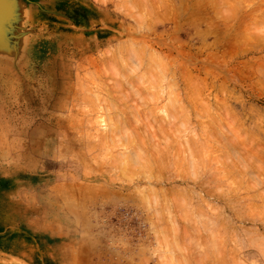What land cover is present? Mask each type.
<instances>
[{
  "label": "clouds",
  "instance_id": "9594fccd",
  "mask_svg": "<svg viewBox=\"0 0 264 264\" xmlns=\"http://www.w3.org/2000/svg\"><path fill=\"white\" fill-rule=\"evenodd\" d=\"M93 3L121 25L124 33L111 44L97 37L101 58L115 65L109 73L114 79L100 82L99 103L103 105L109 98L110 84L128 85L143 77L163 85L171 82L174 87L179 63L170 61L148 41L169 34L179 24L194 49L209 48L214 22L202 18V9H214L217 19L223 20L224 5L230 0H182L183 7L181 0ZM108 47L111 53L104 51ZM98 81L99 77L94 84ZM47 87L54 98L60 82L50 80ZM27 91L21 85L18 94L0 92V178L14 185L5 195L6 207L17 213L18 222L30 231L56 242L52 248L59 264H201L197 257L217 255V245L223 241L220 222L234 223V209L227 197L220 206L204 198L199 188L203 165L194 174L191 160L181 161V174L164 178L161 172H174L176 164L162 168L158 155L134 147L129 139L124 146L109 151L103 172L96 173L92 164H99L97 149L72 137L56 120L61 114L47 103L33 104ZM252 103L261 114L249 110L244 119L264 133V104ZM184 116L187 119L186 113ZM88 173L100 179L86 178ZM173 180L182 186L172 184ZM81 184L86 187L78 188ZM168 185L174 191H169ZM257 198L264 202V189ZM256 232H264V220L238 228V233L229 236V246L245 254L241 264H264V237L259 242L252 240ZM6 264L26 261L12 256Z\"/></svg>",
  "mask_w": 264,
  "mask_h": 264
},
{
  "label": "rangeland",
  "instance_id": "374dc122",
  "mask_svg": "<svg viewBox=\"0 0 264 264\" xmlns=\"http://www.w3.org/2000/svg\"><path fill=\"white\" fill-rule=\"evenodd\" d=\"M17 1L19 2V4H22V5L18 6V3H17V5L15 6V4H14L13 10L10 11V13H9V16L11 15V18H9L10 22L6 26V37H7L6 43L1 45V42H0V50H1L0 51V92L10 91V92H14V93L18 94L21 85H23L28 90L26 94L28 95L29 100L33 104L39 103V104L43 105V104L47 103L48 106L51 107L53 112L60 113L61 115H58L56 117V120L59 122L60 126H62L64 129H66L68 131V133L71 134L72 137L77 138V139H81V140H83V142L85 144L91 145L93 148L97 149V151L99 153L97 156L99 164H97L95 162L92 164V169L96 173H102L103 172L104 161L107 159L109 151L113 148L111 146H114V143H115L114 141H113L114 143L110 142V139L112 141L113 137L112 138H109V137H111L112 135L104 137V138H106V140L109 139L108 141L110 142V144L113 143V145L111 144V146H108L106 144V143H108V141L106 143H104L106 140L103 141L104 139H101V138H103V136L101 138L97 137V136H100L101 133H103V135H105L109 132V134H110V133H112V130H114V128H115V130H114L115 132H116V129H118V127L121 128V126H120L121 122L120 121L121 120L124 121V117L126 115H128V113H126V115H125V113L124 114L122 113L124 111L123 109H125V106H121V105H127L126 107L130 106L129 108L131 110H133L134 108L138 109V111L140 110L138 113H140L141 118H139V114L137 115L138 120L140 119L139 122H141L143 120L146 122L148 120L146 123H144L145 124L144 127H147V125H148V127H152V128L154 127L155 130L158 131V133H159V131L163 132V133L161 132L159 135L158 133L155 132L154 128L153 129H151V128L146 129V131L148 130L147 133H149V132L154 133V136L151 133H149L151 135H148V136H151L149 139L150 141H152L155 138L153 140L155 146L153 145L152 149L148 148V146L151 144L150 143L148 145V143L150 141L148 142V140L147 141L145 140L146 143L143 142V138H144L143 136L145 135L144 131H143L144 134L142 136L143 138L138 139L137 137H139L140 135H137V137L135 135V138L134 137L131 138V140L132 139H134V140L135 139L136 140L142 139L141 142L137 140L139 142L141 148H147L148 150L150 149L149 151H152V153L157 150L156 152H154V154L155 153L159 154V156H158L159 157V163H160V165H162V167L164 165L163 168H165L168 165L173 164V163L176 164V169L174 172H170V171L164 172L163 171V173H161L162 177L167 178L170 175H176V171L181 172V171H179L178 168L181 169V163H180L181 161H187L186 157H188V156L186 154L188 152H186V151L188 150L187 146H189V144H190L191 150L197 153V157H195L194 162H193V164H196V165L195 166L193 165V166L197 167V169H198L201 165H203L204 177H203V181L199 184V188L202 190V195L204 196V198L206 200L215 201L216 205L220 206L221 204L224 203L223 199H225V197H227L232 202L231 204H232L233 209H234L231 212V220H233L234 223L230 222L228 224H223L222 221L220 222V225H222V227H223V231L220 233L221 236L223 237V241L217 245V248L215 250L217 255H208L207 258L197 257V259L201 260V264H225V263L226 264H234V261L236 262L235 264H241V261H243L245 254L243 252L235 253L236 250L234 251L235 248L229 246L228 239H229V236L231 235V233H233V232L238 233V228H247V227H250L251 225L257 223L258 220H264V217L261 216V214H263V213L259 211L260 209L262 210V207H261L262 203H261L260 199L257 198L258 193L264 188L258 187L257 188L258 191L252 192V189H250V186L253 185L252 182H250L251 180L245 181L246 177L243 176L242 174H241V176L243 177V184H242V182H239L242 184V187L239 188V186H241V184H239L238 181L241 180L242 178H240L238 180V175L240 177L239 173L242 172V170H240L241 167H239L240 172H238V170L237 171L235 170L236 172H238L237 173L238 175L236 178L238 181L236 182V184L238 183L239 186H238V184L237 185L234 184V185L238 186V188L236 187V189H234L235 186H233V182H230L232 180L226 181V180H223L222 178H221V180H219L221 177V172L223 171L222 165H224V163H225L224 162L221 165V163L223 161L222 157H225V156H223L222 153L227 152V155L230 154V156H228V157H232V154H231L232 150H228L231 148L229 146H228L229 147L228 149H227V147L225 148V145L227 146V143H225L226 142L225 141L224 142L225 145H224L222 142L224 141L225 137H226V139L228 138L231 141L230 137H232V136H229V135L232 133L229 134V131L228 132H226V131L229 128L230 124H233V123H234L233 126L235 127L236 131L238 129L237 132H239V130L242 129L241 132L243 134H245V131H246L247 134L252 132V135H253V131H251L253 129L250 128V127L253 128V126L251 125V123H249V121L244 120V117L249 110H251L253 107H255V105L252 103L253 101H257V102L264 104V86H263L264 85V43H263L264 37H261L262 36L261 34H264V30H263L264 29V21H262V22L256 21L255 24H257V25H253V23H251L252 21H255L256 16H257V19H259L260 18L259 16L261 14L264 15V10H263L264 9V2H261V0H258V1L257 0H253V1L250 0L252 2H255L254 7H253V5H252L253 3L249 2V0H236V1L230 0L232 4L229 3L226 6L224 5L225 6L224 7L225 19H223V20L217 19L216 11L214 9L213 10H212V8H206L207 10L202 9L203 16H204L202 18L205 19L206 21L214 22V27L211 29L212 36H211L210 41H209L212 46L209 48H206L203 51L194 49L192 47V45L189 42H187L188 37L186 36L185 31L183 30L182 26H180L179 24L175 25L174 29L170 30L169 34L163 35V36H157L153 40L148 41L149 43L152 44V46L154 48H157L158 50L163 51L167 55V57H170V54L172 53L171 57L173 58L174 61L177 60L176 62L179 63V67L182 70V71H180L179 68L176 70V75L178 78V79L176 78V80H180V78L184 77V76H185V78H188V77H186L187 75H189V76L193 75L196 78H197V76L200 78H205L206 73H208L207 74L208 76L211 74L210 75L211 79H210V76L208 77L209 79L206 77L207 78L206 84H208V85H207V88L204 89L205 92L202 90L203 92L202 91L200 92V95H199L200 97H198L194 93V95L197 96L199 99L201 98L200 100L197 98L198 102H200V103L197 102V104H195L196 103L194 101L195 99H192L194 102L191 100V97H192L191 90L190 91L188 90L190 93L186 90V93L190 94L189 95L190 99H189V96H187L183 90L181 91L183 86L180 85L181 84L180 82L178 83V87H177L178 89L175 90V88H174L175 86L173 87L174 92L172 90L170 91L167 88V87L170 88L172 86V84L170 86L171 82H169V85H167L166 87H165V85H161V86H163V89H164V91L162 89V91H163L162 92V91H160V89H158L160 84H158L157 82L153 81L150 78L153 81V83L150 80L151 82L149 81L150 82L149 84L146 83V84H143V86L141 83H140L141 85H139V84L137 85V83H139L138 81L131 82L130 88H129V85H122L123 87L124 86L126 88L128 87L127 90L124 89L121 86V84H120L121 87L119 86L118 89L116 88V86L111 87L112 85L110 84L108 91H110L111 88H112V90H113V88L117 89V94H115V93L114 94L116 96L117 95L121 96L122 98L119 97L121 99V101H122V99L125 100L124 99L125 96L127 97L126 100L129 99L131 95L132 96H131L129 101H124L125 104H123V102H121L120 99L117 98L118 96L113 97V95H114L113 91L115 90L114 89L113 91L109 92L110 95L112 94L111 95L112 97L109 95V98H108L109 100L108 101L106 100L104 102V104L102 105L101 103H99V101L101 100V96L99 95L100 82L108 83L110 80L114 79V77H112L109 73H110L111 69L112 70L114 69L115 65H112L110 63L108 64V62L105 59L102 60L101 57L103 55V52H100L99 45L97 44V37L99 38L100 42L107 41L109 44H111L114 41H116L118 37L124 35V33L122 31V26L119 25L118 23L112 21L108 17H106L103 14V12L100 10L101 6L94 4L93 0H17ZM249 4H250V6H249ZM244 5H245V7H244ZM180 6L183 7V3H182V5L180 3ZM258 7L259 8L262 7L261 9L263 11L261 9H259ZM228 9H229V11H228ZM259 10H261V11H259ZM257 11H259V12H257ZM260 12H261V14H260ZM229 13H230V15H228ZM248 15H250V16L248 17ZM242 16H243V18H242ZM262 17L264 18V16H262ZM247 18L249 19V21H250V18H252L253 20L251 19V22H248ZM261 20H264V19H261ZM258 22H260L262 25H260ZM105 24L108 25V28L104 27ZM246 24H247V26H246ZM110 29H120V31L114 32V31H111ZM261 31H263V33ZM250 32L254 33L253 34L254 36L258 35V33L261 36L259 35L260 36L259 39H258V36H256L254 38V36L252 34H250ZM108 37H113V41H108ZM250 38L252 40H254V42ZM256 40L259 43H257ZM242 42H243V45H242ZM234 43H236V45ZM253 43H256V44L253 45ZM260 43H262L263 46ZM228 44H230V45H228ZM250 44L253 46L251 47ZM237 45H238V47H236ZM246 45L247 46L249 45V46L247 47ZM257 45H259V46H257ZM229 46H232V48H230ZM228 49L230 51H228ZM104 51L111 53V47L105 48ZM207 55H209L211 58L208 59L209 56L206 57ZM217 56L219 59L217 58ZM171 57H170V61H173L171 59ZM175 58H176V60H175ZM222 60L223 61L225 60L224 61L225 63H223ZM258 60H260V61H258ZM210 61H211V63H210ZM218 61H221V62H218ZM254 61H256V62H254ZM73 63L76 64L75 68L72 67ZM102 65H104V66H102ZM110 66H111V69H110ZM112 66H114V67L112 68ZM104 67H105V69H104ZM96 68H98V69H96ZM187 68L190 71L189 73H191L192 75L187 73L188 72ZM203 69H205L206 72ZM169 71L172 72L171 69ZM201 71H202V73H201ZM203 72L205 74H203ZM180 73L181 74L184 73V76L181 75ZM219 76H221V77H219ZM97 77H99V79L101 78V80H99L97 83L94 84V81L97 80ZM212 77H214V78H212ZM56 79L59 80L60 87H59V92H58L57 96L53 98L50 95L51 90L48 89L47 84L50 80H56ZM212 81H214V82H212ZM260 81H261V83H260ZM156 83L158 85H155ZM117 85H119V84H117ZM132 85L136 88L134 90L136 92L133 93L135 96H133V94H130L131 91L134 92L131 89V88H133ZM144 85H145V87L147 85L148 88H143ZM153 85L155 86V88ZM161 86H160V88H161ZM211 86L213 88H211ZM150 87H152L151 88L152 90L150 89ZM164 87L166 88V90ZM221 87H223V89ZM119 89L124 90V91L125 90L128 91L131 89L130 93L127 92L130 94V96H127L129 94H126V95L123 94L124 91H122V94H120L121 92H118ZM146 89H149V90L145 91ZM156 89H158V90H156ZM139 90H141V92ZM137 91L140 92L139 97H137V95H138V94H136V93H138ZM154 91L156 92V94ZM221 91L225 92V93L222 95V94H220ZM227 91L229 93H226ZM178 93H179V95H178ZM146 94H147V96H145ZM46 95L48 97L47 100H46ZM123 95H124V97H123ZM169 96L171 98H168ZM177 96H178V99H180V100L183 98L184 103L186 101V103H185L186 105H190L192 103H194V105L192 104L191 107L188 106V108H186L187 106H185V104H183L181 101H180V103H181V105H180L179 101L176 100V98H174ZM185 96L188 97V99H185ZM213 96H215V97H213ZM224 96H226V97H224ZM180 97H182V98H180ZM219 97L222 99L223 102L225 100V102L223 104L224 106H227L229 104L228 107H230V109H227V110H230L231 113L233 111L236 113L239 111L237 114L240 115L241 118L243 117L242 119L245 121L244 122L245 124L243 126L242 125L243 120L241 118L237 117L238 115L235 113V115H232V116L237 117L238 120L241 119V121H239L240 123L239 124L236 123L237 118L233 117L234 118L233 119L232 117H230L231 119H233V123L228 124L229 120H227V119H229V118L223 116L224 117V119H223V117H222L223 114H221L220 117H221L222 121H225V120L228 121V123H227L228 128H227L225 126L226 123L224 124L223 122H221V119L219 117L218 118L216 117L215 120L219 119V123H218L219 126H221L223 124V126H224L223 128L224 129H225V127L227 128L224 130L223 128L217 127V123H214L218 129V132L220 131L223 133L225 131V133L229 134V135H223L221 133V135H223V137H224V139L221 137L223 140L221 138H219L220 134L213 132L214 130H212V128H211L213 126L215 128V125L212 123V122H215V120L213 118L214 114L211 112L209 113L207 111L208 115L206 116V113H205L206 109L204 110V108H203V107H205V105H209V100H210V104H211L210 106L211 107H214L213 103L217 107L220 106V105H217V103H219V104L221 103V105H222V102H221ZM230 98H232V99H230ZM237 98H238V100H237ZM118 99L120 102L117 101ZM171 99L176 100L179 103V105L175 104L177 109H175V106L172 103L173 100H171ZM169 100L171 101V103H169ZM188 100L191 101L190 104H188V102H187ZM217 100H219V101H217ZM242 101L244 102L245 105L243 104ZM202 102H204V106L201 107V109H200V107H199L200 105H198V104H201ZM207 102H208V104H207ZM106 103L108 106L106 105ZM110 104H113V105H110ZM117 105H118V108L119 107L122 108V111H120V113H122L124 115L123 119L120 118V120H118L119 118L118 119L115 118V117L122 116V114H119L117 112L118 109L116 110V114L111 112V111L115 112L116 108L114 109V107ZM131 105L134 107L132 108ZM172 105H173V107H172ZM202 105L203 104H201V106ZM223 105L220 106L219 108H217L215 106L216 108L214 107V108H212V110L216 109L215 111L217 113H215V114H220L221 112L218 113L217 110L218 109L220 110V108L222 110L223 109L222 107H224ZM233 105H235V108L233 107ZM103 106H106L108 108L112 107L111 109H113V110H111L109 108L107 111L109 112L111 110L110 113H112V114H110V115L111 116L113 114L115 115L113 122L115 120L116 121L118 120V122H119L118 127H114V126H117L118 123L114 124V125L112 123H109V122H112L111 119L113 118L114 115L112 116V118H110L111 121H109V117H108L109 114L107 113V111H105L106 107H104V110H102ZM178 106H179V108H178ZM180 106H183V108ZM192 107H194V108H192ZM121 108L119 110H121ZM129 108H127V109H129ZM136 109L133 110V112L137 111ZM150 109L151 110L154 109L153 112ZM184 109L185 110L189 109V111L188 112L186 111L187 112L186 113ZM241 109H242V111H241ZM160 110H162V112ZM203 110H204V112H203ZM127 111L129 112V110H127ZM146 111H147V113H145ZM251 111L256 112L257 115L261 114V111L256 109V108H253ZM103 112L105 114H107L108 116L103 115L104 118H102L101 115ZM148 112H149V114H148ZM150 112H152V113H150ZM234 112H233V114H234ZM183 113L184 114L186 113L187 116H189V117H187V119H185V116ZM224 113H226V115H227V112H224ZM145 115L148 118H146ZM165 115L166 116L170 115L171 117H173V123L176 122L175 125L171 122L173 127H172V125H169L168 122H165V121H169L171 119L170 117H169L170 119L167 118ZM211 115H212V117H211ZM229 115H231V114H229ZM208 116H210V117H208ZM126 117H129V116H126ZM143 117H145V118H143ZM206 117H208V118H206ZM190 118H192V119H190ZM209 118H212V119H209ZM225 118H227V119H225ZM103 119H107V121L104 120V122H103L102 121ZM166 119H168V120H166ZM235 119H236V121H235ZM150 120H151L152 125H154L156 122L155 126L156 125H158V126L155 127V126L150 125V123L148 124V122ZM105 121L109 123L108 126L112 124L113 129L112 128L108 129L107 123ZM159 121H160V123H159ZM170 121H172V119ZM184 121H186L185 124L183 123ZM209 121H210V123H208ZM143 122H141V124ZM241 122H242V124H241ZM199 123H201V124H199ZM206 123H208V124H206ZM104 124H106V125H104ZM162 124H163V126H162ZM209 124H213V125H211V127H209ZM240 124L243 127L248 125L247 130H245V128L244 129L241 128L242 126ZM184 125H187V126L185 127ZM102 126L106 127L107 130H109V131L107 133L105 131V133H104L103 131L106 130V128L104 129ZM123 126H125L124 123L122 125V128H123ZM237 126H241V127H239L240 129L237 128ZM175 127H178V128H175ZM207 127H209L210 130H212L213 134L215 133L214 134L215 136H212V137H215V139L218 141L214 140V138H213V140H214L213 141L211 139L212 137L210 138V135L212 132L210 130H208ZM157 128H159V130ZM160 128L163 130H161ZM174 128L176 130L178 129L177 131L175 130V133H174ZM206 128L208 131L211 132V133L209 132L210 135L205 134ZM248 128H250L251 130ZM127 129L128 128H126V130ZM217 129H215V131H217ZM123 131H124V129H123ZM208 131H207V133H208ZM256 131L257 130H255L254 132H256ZM124 132H127L128 134H132V133H129L128 130L124 131ZM141 132H140V134H141ZM230 132H231V128H230ZM237 132H235V130H234L235 135H239ZM147 133H146L145 137H148ZM173 133L175 134V136ZM216 134L219 136L217 137ZM117 135H118V138H120L121 135L123 136V132L122 133L119 132ZM133 135H130V137ZM241 135H239V137ZM256 135H257L256 140L260 143V144L258 143V146H262V144H263L262 142H264V134L263 133L261 134L259 132V133H256ZM152 136L154 137L153 139H152ZM227 136H229V137H227ZM248 136H246V138H245V135H244L243 137L245 139H247V141L250 140V141L255 142V138H253V137H255V133H254L253 137L250 135L251 138H253V139L247 138ZM107 137H108V139H107ZM114 137H116V136H114ZM186 137L190 141L188 142L185 140V142L184 141L181 142V140L186 139ZM127 138H129V135L126 137V140L124 139L125 142H124V140H122L123 137L120 140H122V142H124L123 144H125L130 139V138L129 139H127ZM193 138H195V139H193ZM233 138H234V136L232 137V139ZM236 138H238V137L236 136ZM236 138H234V139H236ZM259 138L261 140L263 138V141H261ZM113 139L116 140V138H113ZM146 139H148V138H146ZM100 140H102L101 143H103L104 145L100 143ZM118 140L119 139H117V141ZM221 140H222V142H221ZM239 140H240V138H239ZM244 140H242V141H244ZM117 141H116L115 145L117 144ZM236 141L238 143L241 142L238 140H236ZM120 142L121 141H118L117 145H119ZM183 142H184V144H182ZM186 142H188L189 144ZM232 142L236 143L238 145V143L235 142V140L231 141L230 142L231 144L230 143H228V144H230V146H231L233 144ZM133 143L137 144V142L135 143L134 141H133ZM185 143H186V145L187 144L188 145L184 146ZM139 144H137L136 147H138ZM222 145L224 146V148L222 147ZM120 146H121V144H120ZM122 146H124V145H122ZM153 147H155V149ZM263 147L264 146H262V148ZM235 148L239 149V151L236 149V153L232 152L233 155L239 154L238 152H242V151H240L241 147L238 148V146H236V147L233 146L232 149H235ZM218 149H224V150L226 149V150L225 151L221 150L222 152H220V151H218ZM241 154H243V152ZM244 154H245V152H244ZM224 155H226V154H224ZM227 155L225 158H227ZM239 155H237V156L235 155V156L238 157V159H240V161L242 160L243 157H244V159H246V154L243 157L242 156L240 157ZM228 159L229 158H227V161H228ZM232 159H233V157H232ZM232 159H231V161L229 160V162H230L229 164H231L232 166L235 167L234 164H235V162H237L235 160H238V159H235L234 160L235 162ZM247 159L244 161L245 162L248 161ZM225 160L226 159H224V161ZM227 161H226V163H227ZM244 161L242 160V162H244ZM253 162H255L254 159H253ZM253 162L251 163L248 161V162H246L248 164H242V163L241 164L243 166L244 165H246L248 167L250 166L249 168H247V170L249 169L248 171H250L251 168L254 167ZM229 164L227 166H230ZM238 164L239 163H236V167L240 166ZM254 165H258L257 161H256V163H254ZM225 166H224V168H225ZM260 167L261 166L259 164L258 168H260ZM226 168H228V167H226ZM233 168H231V170ZM244 168L245 167H243L242 169H244ZM258 168H252V172L254 171L253 169H258ZM234 169H236V168H234ZM193 170H195V169L193 168ZM179 174H181V173H179ZM260 174H259V176H260ZM218 175H220V177H218ZM222 175H224L223 172H222ZM261 177L262 176H260V178ZM263 177H264V175H263ZM86 178H93V179L99 180L100 176L97 175L95 177H92L91 173H88V174H86ZM260 178H258V179H260ZM217 179H218V181H217ZM236 179H235V181H236ZM262 180H264V179H262ZM204 182H206V183H204ZM172 184L177 185V186H182L181 182L178 180H173ZM205 185H207V186L205 187ZM246 185H248L247 187H249V188H247ZM13 187H14V185L12 184V182L10 180L0 178V253L3 254V255H0V261L5 262V264H6V262L8 261V259L10 257L16 256V257H19L21 259H24L26 261V264H59L58 256L54 253V249L52 248V244L56 243V242L52 241L50 238H48L45 235L30 231L27 227H25V225L23 223L18 222L17 213H15L10 207H6L5 195ZM77 187L80 189H84L86 186L81 184V185H78ZM221 187H222V189H221ZM167 189L169 191H174V189H172V185H168ZM220 190H221V193H220ZM211 191L212 192L215 191L216 193L219 192V195L214 196L215 192L212 193ZM228 191L232 192L233 195H231V197H230L231 193H229ZM222 192L224 193L223 198L220 199L219 196L222 195ZM235 192H236V194H234ZM211 194H213V195H211ZM255 195H256L257 199H255V197H254ZM220 197H222V196H220ZM259 207H261V208H259ZM240 218H242V219H240ZM238 219H239V221H237ZM177 223H178V225L182 226L183 228H187V226L183 224V221H178ZM261 237H264V232H256L255 234H253L251 236V239L259 242ZM203 244H204V240H201V245L203 246ZM224 248H226V249H224ZM230 248L233 250L231 251ZM233 252L235 253L234 254L235 256L230 255V254H233ZM232 257H234V258H232ZM224 261H225V263H224ZM229 262H231V263H229ZM185 264H189V262L186 261Z\"/></svg>",
  "mask_w": 264,
  "mask_h": 264
},
{
  "label": "bare ground",
  "instance_id": "6f19581e",
  "mask_svg": "<svg viewBox=\"0 0 264 264\" xmlns=\"http://www.w3.org/2000/svg\"><path fill=\"white\" fill-rule=\"evenodd\" d=\"M3 1H4V0H3ZM9 1H10V5L7 3V5H5V6H4V5H3V6L1 5V8H0V15H2V17H3L4 19H9V18H11V15L9 16V13H10V11L13 10V6H14V4H15V6L17 5V3H18V6L22 5V4H19V2H18L17 0H9ZM235 1H236V0H235ZM252 1H253V0H252ZM252 1L249 0V2H252ZM257 1H258V0H257ZM241 2H242V1H241ZM243 2H244V1H243ZM230 3H231V1H230ZM245 3H246V2H245ZM245 3H244V4H245ZM252 3H253L252 5H253V7H254V3H255V2H252ZM231 4H232V3H231ZM236 4H237V3H236ZM247 4H248V3H247ZM181 5H182V0H181ZM245 5H246V4H245ZM245 5H244V7H245ZM258 5H259V4H258ZM260 5H261V4H260ZM225 6H226V5H225ZM225 6H224V7H225ZM249 6H250V4H249ZM251 7H252V6H251ZM226 8H227V7H226ZM228 8H229V7H228ZM248 8H249V7H248ZM255 8H256V7H255ZM258 8H259V7H258ZM261 8H262V7H261ZM261 8H259V9H261ZM229 9H230V8H229ZM229 9H228V11H229ZM231 9H232V8H231ZM206 10H207V9H206ZM212 10H213V9H212ZM245 10H246V9H245ZM253 10H254V9H253ZM256 10H257V9H256ZM261 10H262V9H261ZM261 10H259V11H261ZM263 10H264V9H263ZM263 10H262V11H263ZM209 11H210V10H209ZM231 11H232V10H231ZM259 11H257V12H259ZM233 12H234V11H233ZM204 13H205V12H204ZM214 13H215V12H214ZM224 13H225V12H224ZM231 13H232V12H231ZM248 13H249V12H248ZM21 14H22V13H21ZM24 14H25V13H24ZM246 14H247V13H246ZM254 14H255V13H254ZM260 14H261V12H260ZM206 15H207V14H206ZM228 15H230V13H229ZM231 15H232V14H231ZM211 16H212V15H211ZM249 16H250V15H248V17H249ZM262 16H264V15L261 14V15L259 16V17H260V18H259L260 20L257 19V16H256L255 21H252V22H251V19H252V18H250V21H249L248 18H247V19H248V22L253 23V25H257V24H255L256 21H261V22L264 21V20H261V19H264ZM203 17H204V16H203ZM246 17H247V16H246ZM242 18H243V16H242ZM13 19H14V18H13ZM256 19H257V20H256ZM252 20H253V19H252ZM246 21H247V20H246ZM244 22H245V21H244ZM248 22H247V23H248ZM258 23H259L260 25H262L260 22H258ZM251 25H252V24H251ZM246 26H247V24H246ZM249 27H250V26H249ZM254 27H255V26H254ZM254 27H253V28H254ZM261 27H262V26H261ZM247 29H248V28H247ZM250 29H251V28H250ZM248 30H249V29H248ZM256 30H257V29H256ZM263 30H264V29H263ZM250 31H251V30H250ZM261 32L263 33V31H261ZM240 33H241V32H240ZM244 33H245V32H244ZM242 34H243V33H242ZM246 34H247V33H246ZM248 34H249V33H248ZM250 34L253 35L254 33H251V32H250ZM259 35H260V34L258 33V35H255V36L253 35V36H254V38H255L256 36H258V39H259L260 36H261V35H260V36H259ZM240 36H241V35H240ZM244 36H245V35H244ZM236 37H237V36H236ZM236 37H235V38H236ZM245 37H246V36H245ZM249 37H250V36H249ZM249 37H248V38H249ZM261 37H262V36H261ZM239 38H240V37H239ZM246 38H247V37H246ZM254 38H253V39H254ZM250 39H251V38H250ZM256 39H257V38H256ZM261 39H262V38H261ZM261 39H260V40H261ZM251 40H252V39H251ZM229 41H230V40H229ZM229 41H228V42H229ZM245 41H246V40H245ZM252 41L254 42V40H252ZM258 41H259V40H258ZM247 42H248V41H247ZM256 42H257V40H256ZM262 42H263V41H262ZM257 43H259V42H257ZM263 43H264V42H263ZM214 44H215V43H214ZM234 44L236 45V43H234ZM255 44H256V43H253V45H255ZM260 44L262 45V43H260ZM260 44H259V45H260ZM219 45H220V44H219ZM226 45H227V44H226ZM228 45H230V44H228ZM232 45H233V44H232ZM242 45H243V42H242ZM250 45H251V44H250ZM253 45H251V47H252ZM259 45H257V46H259ZM189 46H190V45H189ZM221 46H222V45H221ZM240 46H241V45H240ZM246 46H247V45H246ZM246 46H245V47H246ZM248 46H249V45H248ZM248 46H247V47H248ZM262 46H263V45H262ZM224 47H225V46H224ZM229 47L232 48V46H229ZM236 47H238V45H237ZM255 47H256V46H255ZM230 48H229V49H230ZM249 48H250V47H249ZM229 49H228V51H230ZM234 49H235V48H234ZM171 50H172V49H171ZM240 50H241V49H240ZM240 50H239V51H240ZM0 51H1V50H0ZM243 51H244V50H243ZM173 52H174V51H173ZM233 53H234V52H233ZM167 54H168V53H167ZM213 54H214V53H213ZM224 54H225V53H224ZM171 55H172V53L170 54V57H171ZM221 55H222V54H221ZM208 56H209V55H207L206 57H208ZM215 56H216V55H215ZM170 57H168L169 60H170ZM212 57H213V56H212ZM219 57H220V56H219ZM209 58H211V57L209 56L208 59H209ZM214 58H215V57H214ZM214 58H213V59H214ZM217 58H218V56H217ZM223 58H224V57H223ZM171 59L173 60L172 57H171ZM218 59H219V58H218ZM102 60H103V58H102ZM175 60H176V58H175ZM202 60H203V59H202ZM176 61H177V60H176ZM176 61L173 60L172 62H176ZM216 61H217V60H216ZM224 61H225V60H224ZM224 61L222 60L223 63H225ZM258 61H260V60H258ZM218 62H221V61H218ZM247 62H248V61H247ZM254 62H256V61H254ZM210 63H211V61H210ZM241 63H242V62H241ZM94 64H95V63H94ZM99 64H100V63H99ZM102 64H103V63H102ZM108 64H109V63H108ZM108 64H107V65H108ZM215 64H216V63H215ZM221 64H222V63H221ZM95 65H96V64H95ZM112 65H113V64H112ZM217 65H218V64H217ZM102 66H104V65H102ZM190 66H191V65H190ZM206 66H207V65H206ZM245 66H246V65H245ZM113 67H114V66H112V68H113ZM239 67H240V66H239ZM114 68H115V67H114ZM203 68H204V67H203ZM208 68H209V67H208ZM96 69H98V68H96ZM104 69H105V67H104ZM110 69H111V66H110ZM187 69H188V68H187ZM111 70H112V69H111ZM179 70L182 71L180 67H179ZM200 70H201V69H200ZM203 70H205V69H203ZM98 72H99V71H98ZM189 72H190V71H189V69H188V72H187V73H188V74H191V73H189ZM199 72H200V71H199ZM205 72H206V70H205ZM207 72H208V71H207ZM171 73H172V72L169 71V74H171ZM201 73H202V71H201ZM239 73H240V72H239ZM177 74H178V73H177ZM180 74H181V73H180ZM180 74H179V75H180ZM199 74H200V73H199ZM199 74H198V75H199ZM203 74H205V73L203 72ZM207 74H208V73L205 74V78H200V77H198V76H197V78H196V77L193 76L192 74H191L192 76L187 75L186 77H188V78H185L184 73H183V74H181V75H183L184 77H181L180 80H176V81H175L176 83H175V87H174V88H175V90L178 89V88H177V87H178V83L180 82V83H181L180 85L183 86L182 89L180 88L181 91L183 90L184 93H186V90H187V91H188V90H189V91L191 90V94H192V97H193V98L191 97V100H192V99H195V100H194V101L196 102L195 104H197L198 99H199L198 97H200V96H199V95H200V92H201L202 90L204 91V89L207 88V85H208V84H206V81H207L206 79L211 75V74H210V75L208 76ZM218 74H219V73H218ZM213 75H214V74H213ZM225 76H226V75H225ZM175 77L177 78L176 71H175ZM206 77H207V78H206ZM219 77H221V76H219ZM212 78H214V77H212ZM246 78H247V77H246ZM177 79H178V78H177ZM208 79H209V78H208ZM210 79H211V76H210ZM217 79H218V78H217ZM249 79H250V78H249ZM99 80H101V78H100ZM150 80H151L150 78H149V79H144V78L142 77L141 80L138 81L139 83H137V85H138V84H139V85L142 84V86H143V84H146V83L149 84V83L152 81V80H151V81H150ZM222 80H223V79H222ZM149 81H150V82H149ZM177 81H178V82H177ZM223 81H224V80H223ZM212 82H214V81H212ZM220 82H221V81H220ZM225 82H226V81H225ZM262 82H263V81H262ZM135 83H136V82H135ZM140 83H141V84H140ZM152 83H153V81H152ZM260 83H261V81H260ZM117 84H118V83H117ZM148 84H147V85H148ZM171 84H172V83H170V86H171ZM221 84H222V83H221ZM128 85H129V88H130V87H131V83L128 84ZM134 85H135V84H134ZM147 85H146V87H145V85H144L143 88H148ZM150 85H151V84H150ZM155 85H158V84L156 83ZM161 85H163V84H160V85H159V88H158V89H160V91H162V89H163V86H161ZM168 85H169V84H168ZM213 85H214V84H213ZM117 86H118V87H117ZM119 86H120V84H119V85H116V88L118 89ZM121 86H122V85H121ZM121 86H120V87H121ZM142 86H141V87H142ZM148 86H149V85H148ZM153 86H154V85H153ZM160 86H161V88H160ZM166 86H167V85H165V87H166ZM219 86H220V85H219ZM224 86H225V85H224ZM224 86H223V87H224ZM226 86H227V85H226ZM263 86H264V85H263ZM111 87H114V86H111ZM122 87H123V86H122ZM132 87H133V88H131V89L134 91L136 88H135L133 85H132ZM137 87H138V86H137ZM165 87H164V88H165ZM171 87H172V88H171ZM171 87H170V88H171L172 91L174 92V88H173V86H171ZM223 87H221V88L223 89ZM123 88L127 90L128 87L126 88V87L124 86ZM123 88H122V89H123ZM151 88H152V87H150V89H151ZM154 88H155V86H154ZM154 88H153V89H154ZM167 88L169 89V87H167ZM202 88H203V89H202ZM211 88H213V87L211 86ZM114 89H115V88H113V90H114ZM117 89H115V90L113 91L112 88H111V90L109 89V90H110L109 92L113 91V94H114V93L117 94ZM131 89L128 90V91H126V90L124 91V90L119 89L120 91L118 90V92H121L120 94H122V91H124L123 94L126 95V94H129V93H130ZM158 89H156V90H158ZM180 89H179V90H180ZM222 89H221V90H222ZM225 89H226V88H225ZM79 90H80V89H79ZM141 90H142V89H141ZM141 90H139V91L141 92ZM148 90H149V89H146L145 91H148ZM151 90H152V89H151ZM154 90H155V89H154ZM165 90H166V88H165ZM115 91H116V92H115ZM139 91H137L138 93H136V94H138L137 97H139V94H140ZM163 91H164V89H163ZM163 91H162V92H163ZM189 91H188V92H189ZM192 91H193V92H192ZM203 91H202V92H203ZM218 91H219V90H218ZM225 91H226V90H225ZM127 92H129V93H127ZM135 92H136V91H134V92L131 91L130 94H133V93H135ZM142 92H143V91H142ZM154 92H155V91H154ZM204 92H205V91H204ZM262 92H263V91H262ZM164 93H165V92H164ZM184 93H183V94H184ZM189 93H190V92H189ZM194 93H195V95H197L198 97L195 96ZM209 93H210V92H209ZM224 93H225V92H222V91H221L220 94L223 95ZM226 93H229V92L227 91ZM259 93H260V92H259ZM115 94L113 95V97L116 96ZM130 94L127 95V96H130ZM149 94H150V93H149ZM149 94H148V95H149ZM153 94H154V93H153ZM155 94H156V92H155ZM176 94H177V93H176ZM180 94H181V93H180ZM230 94H231V93H230ZM111 95H112V94H111ZM111 95H110V96H111ZM168 95H169V94H168ZM178 95H179V93H178ZM184 95H185V94H184ZM186 95L189 96L190 94L186 93ZM227 95H228V94H227ZM117 96H118V97H117ZM117 96H116L117 98L121 97V96H119V95H117ZM131 96H132V95H131ZM131 96H130V98H131ZM133 96H135V95L133 94ZM145 96H147V94H146ZM145 96H144V97H145ZM153 96H154V95H153ZM170 96H171V95H170ZM170 96H169L168 98H171ZM201 96H202V95H201ZM208 96H209V95H208ZM228 96H229V95H228ZM111 97H112V96H111ZM123 97H124V95H123ZM177 97H178V96H177ZM177 97H174V98H177ZM213 97H215V96H213ZM224 97H226V96H224ZM121 98H122V97H121ZM126 98H127V97L125 96V98H124L125 100L122 99V101H121L120 98H119V99H120L121 102H123V104H125L124 101H129V100H130V98L127 99V100H126ZM174 98H173V99H174ZM180 98H182V97H180ZM197 98H198V99H197ZM219 98H220V97H219ZM233 98H234V97H233ZM119 99L117 100L118 102H120ZM173 99H171V100H173ZM185 99H188V97L185 96ZM189 99H190V96H189ZM200 99H201V98H200ZM200 99H199V100H200ZM207 99H208V98H207ZM210 99H211V98H210ZM225 99H226V98H225ZM230 99H232V98H230ZM239 99H240V98H239ZM108 100H109V99H107V101H108ZM141 100H142V99H141ZM176 100H177V99H176ZM203 100H204V99H203ZM220 100H221L222 105H223L224 102H225V100L223 99L224 102L222 101L221 98H220ZM233 100H234V99H233ZM237 100H238V98H237ZM173 101H174V100H173ZM173 101H172V103H173ZM178 101H179V103H180V101H181L183 104L186 103V101H185V103H184L183 98H182L181 100L178 99ZM192 101H193V100H192ZM194 101H193V102H194ZM201 101H202V100H201ZM204 101H205V100H204ZM217 101H219V100H217ZM230 101H231V100H230ZM176 102H177V101H176ZM187 102H188V104H190L191 101L188 100ZM236 102H237V101H236ZM240 102H241V101H240ZM242 102H243V101H242ZM126 103H127V102H126ZM169 103H171L170 100H169ZM179 103L177 102L176 104L179 105ZM198 103H200V102H198ZM205 103H206V102H205ZM233 103H234V102H233ZM237 103H238V102H237ZM192 104L194 105V103H192ZM192 104H190V105H186V104H185V106H187L186 108H188V106L191 107ZM201 104H203V105L201 106ZM201 104H198V105H200V106H199L200 109H201V107L204 106V102H202ZM207 104H208V102H207ZM225 104H226V103H225ZM240 104H241V103H240ZM243 104H244V102H243ZM106 105H107V103H106ZM110 105H113V104H110ZM128 105H129V104H128ZM180 105H181V103H180ZM210 105H211V104H210V100H209V105H205V107H203L204 110L206 109V112H205V113H206V116L208 115V114H207L208 112H209V113L211 112V113L214 114V115H213V118H214V120H215L216 117H217V118L219 117V118L221 119L220 115L223 114L222 117L225 116V117H228V118H229V119L225 118V119L229 120V123H228L227 120L222 121V119H221V122H223L224 124L226 123V124H225L226 127H227V123H228V124L233 123V119H234V118H237V117L241 118L240 115L237 114L239 111H238L237 113L233 111V112H234V114H233V112L231 113L230 110H227V109H230V107H228L229 104H228L227 106H224V105H223L226 109H225L224 107H222V108H223L222 110H221V108H220L221 111H220L219 109L217 110L218 113L221 112L220 114H215V113H217V112L215 111L216 109L212 110V108H214V107L216 106L214 103H213L214 107H211ZM217 105L222 106L221 103H220V104L217 103ZM241 105H242V104H241ZM244 105H245V104H244ZM107 106H108V105H107ZM121 106H125V109H126V110L123 109L125 112L123 111L122 113H123V114L125 113V115H126V113H128V115H126V116H129V117H126V116H125V117H124V121H123V120L120 121V122L122 123V124L120 123L121 128L118 127V126H119V122H118V120H120V118L123 119V116H124V115H123L122 113H120V111H122V108H121V107L118 108V105L114 107V109L116 108V109H115V112L111 111V110H113V109H111L112 107H111V108L109 107V108L111 109L110 111H111L112 113H115V114H116V110H117V109L119 110V109L121 108V110H119V111L117 110V112H118L119 114H122V116H120V117H115V115L113 114L114 116L112 115V116H113V118H112V116L110 115V114H112V113H110V111H109V112L107 111V113L109 114V116H108L107 114H105L106 112L104 111L105 113L103 112L104 114L102 113L101 117L104 118L103 115H107V116L109 117V121L112 120V122H109V123H112L113 125L118 123V125H117V126H114V127H118V129H121V131H120L121 133L124 132V131H127V130H128L129 133H132V134H128V133H127V134L129 135L130 140H131V138H133V137L135 138V135H136V137H137V135H140L139 137H137L138 139L144 137V138H143V142L146 143L145 140H146V141L148 140V142H149V141H150L149 139H150L151 136H148V135H151V134H152V135L154 136V133L149 132V133H151V134H149V133H147L148 130L146 131V129H150V128L153 129L154 127H153V128H152V127H148L147 124H146V125H147L148 128H147V127H144V126H145L144 123H146V122L148 121L147 119H146V120H147L146 122H145L144 120H143L144 122L141 121V122H143L142 124H141V122H139L140 119L138 120V116H137V115L139 114V118H141V117H140V113H138L140 110L138 111V109L134 108L133 110L136 109L137 111L133 112V110H131V109L129 108L130 106H128V107H126L127 105H121ZM174 106H175V104H174ZM220 106H219V107H220ZM238 106H239V105H238ZM104 107H106V106H103V107H102V108H103L102 110H104ZM131 107L133 108L134 106L131 105ZM172 107H173V105H172ZM180 107L183 108V106H180ZM216 107H217V106H216ZM216 107H215V108H216ZM219 107H217V108H219ZM109 108L106 107L107 110H108ZM123 108H124V107H123ZM127 108H129V109H127ZM178 108H179V106H178ZM192 108H194V107H192ZM203 108H202V109H203ZM236 108H237V107H236ZM253 108H255V107H253ZM253 108H252V109H253ZM97 109H98V108H97ZM100 109H101V108H100ZM163 109H164V108H163ZM175 109H177L176 106H175ZM190 109H191V108H190ZM252 109H251V110H252ZM127 110H129V112H128ZM150 110H151V109H150ZM153 110H154V109H153ZM153 110H151V111L153 112ZM181 110H182V109H181ZM184 110H185V109H184ZM184 110H183V111H184ZM204 110H203V112H204ZM226 110H227V111H226ZM231 110H232V109H231ZM234 110H235V109H234ZM147 111H148V110H147ZM147 111H146L145 113H147ZM160 111L162 112V110H160ZM186 111L188 112L189 109H188V110H185V112H186ZM207 111H208V112H207ZM229 111H230V112H229ZM241 111H242V109H241ZM152 112H150V113H152ZM187 112H186V113H187ZM224 112H227V115H226V113H224ZM228 113L231 114V115H229ZM235 113L238 115L237 117L232 116V115H235ZM119 114H118V115H119ZM148 114H149V112H148ZM183 114H184V113H183ZM224 114H225V115H224ZM151 115H152V114H151ZM151 115H150V116H151ZM166 115H167V114H166ZM166 115H165V116H166ZM204 115H205V114H204ZM209 115H210V114H209ZM243 115H244V114H243ZM136 116H137V117H136ZM145 116H146V115H145ZM214 116H215V117H214ZM105 117H106V116H105ZM114 117H115L116 119H118V118H119V119H118L117 121L115 120V121L113 122ZM166 117H167V118L170 117V118L172 119V121H170L171 119L169 118L170 120H169V121H165V122H168L169 125H172V123H173V117H171L170 115H169V116H166ZM187 117H189V116H187ZM208 117H210V116H208ZM208 117H206V118H208ZM211 117H212V115H211ZM230 117H232V118L234 117V118L231 119ZM110 118H112V119L110 120ZM126 118H127V119L129 118V119L127 120ZM143 118H145V117H143ZM146 118H148V117L146 116ZM242 118H243V117H242ZM242 118H241V119H242ZM97 119H98V118H97ZM107 119H108V118H107ZM107 119H103L102 121H103V122H104V120L107 121ZM188 119H189V118H188ZM190 119H192V118H190ZM209 119H212V118H209ZM223 119H224V117H223ZM241 119L238 120V118H237V122H236V123L239 124V123H240L239 121H241ZM98 120H99V119H98ZM141 120H142V119H141ZM164 120H165V119H164ZM166 120H168V119H166ZM217 120H218V121H217ZM217 120H215V122H212V123H213V124H214V123H217V127H219V128H223V127H224L223 124L220 122V123L222 124V125H221L222 127L219 126V124H218V123H219V119H217ZM242 120H243V119H242ZM244 120H245V119H244ZM244 120L242 121L243 124H242V122H241V124H242L243 126H244V124H245V123H244V122H245ZM106 121H105V122H106ZM122 121H123V122H122ZM178 121H179V120H178ZM230 121H231V122H230ZM235 121H236V119H235ZM94 122H95V121H94ZM154 122H155V121H154ZM157 122H158V121H157ZM171 122H172V123H171ZM185 122H186V121H184L183 123L185 124ZM98 123H99V122H98ZM106 123H107V126H108L109 123H108V122H106ZM123 123L125 124V126H123V128H122ZM149 123H150V125H152V124H151V120L148 122V124H149ZM159 123H160V121H159ZM175 123H176V122H174L173 124L175 125ZM181 123H182V122H181ZM190 123H191V122H190ZM208 123H210V121H209ZM208 123H206V124H208ZM99 124H100V123H99ZM112 124L109 125L110 127L108 126V129H109V128H112V129H113ZM143 124H144V125H143ZM155 124H156V122H155ZM155 124L152 125V126H155ZM187 124H188V123H187ZM195 124H196V123H195ZM199 124H201V123H199ZM213 124H209V127H211V125H213ZM241 124H240V125H241ZM104 125H106V124H104ZM169 125H168V126H169ZM176 125H177V124H176ZM180 125H181V124H180ZM180 125H179V126H180ZM214 125H215V124H214ZM233 125H234V123H233V124H230V126L228 125V126H229V128L227 127L228 129L225 127V129H227L226 132L229 131V134L232 133V134H230V135L227 134V133H225V131H224L225 129H224V128H223V129H224V130H223L224 132L222 133V132L219 131V132H220V133H219V132H218V129H217V127H216V125H215V128H214V126L211 127L212 130H214L213 132H215V133H217V134H220V136L216 134L217 137L219 136V138L222 137V138L224 139L223 135H229V136H232V137L234 136V138H236V136H237L238 138H236V139H234V138L232 139V137H230V138H231V141H234V140H235V142H237L236 140H238V141H241V142H239V143L237 142L238 145H237L236 143H233V142H232V143L234 144V145H233V144H232V145H233L234 147L238 146V148L241 147V148H240V151L243 152V154H241L242 152H238L239 149H237V148L232 149L233 146H232V145L230 146V144H231L230 142H231V141H230L228 138L226 139V137H225V139H224L223 142H222L223 139L221 138V139H222L221 142H222L224 145H225V143H227V146L225 145V148H226V147H227V149H228L229 147L231 148V149H228V150H232V151H231V154H232L233 159H232V157H228V156H230V154L227 155V152L222 153L223 156H225V157H226V155H227V158H229V159H228V161H227V158L221 156V157L223 158V159H222L223 161H222L221 165L225 162L224 165H222V167H223V169H222L223 171H222V172H223L224 175H222V172H221V177H220V175H218V177H220V179H219V178H218V179L221 180V178H222L223 180H226V181H227V180H229V181L232 180V181H230V182H233V186H235L234 184H236V182H237L240 178H242V179H241L242 181L239 180L238 183H239V182H242V184H243V177L241 176V174H242L243 176H245V177L247 178V179L245 178V181H246V180H249V181L251 180L250 182H252V184L255 185V188H256V189H255V191L252 190V192H256V191H258V189H257L258 187H259V188H262V187L264 188V180H262V179L260 178V176L263 177V175H264V152H263V151H264V147L262 148V146H264V142H262V143H263L262 146H258V143H259V142L256 140V138H257L256 133H259V132H258V131L254 132V131L256 130L255 128H252V127H250V126H249V127H250L251 129H253V130H251L250 128H248V129H250L251 131H253V135H252V132L249 133L252 137L254 136V133H255V137H253V138H255V142H254V141H250V140L247 141V139H245V138H246V136H248L249 134H247L246 131H245V134H243V133L241 132V130H242V129H241V130H239V132L242 134V135H241L239 132H237L238 129H237V131H236V129H235V127H234ZM242 125H241V126H242ZM249 125H250V124H249ZM156 126H158V125H156ZM156 126H155V127H156ZM162 126H163V124H162ZM184 126L186 127L187 125H184ZM241 126H237V128H239V127H241ZM243 126H242L241 128H243V129L245 128V130H247L248 125L245 126V127H243ZM102 127H103L104 129L106 128V127H104V126H102ZM102 127H101V128H102ZM164 127H165V126H164ZM172 127H173V125H172ZM198 127H199V126H198ZM209 127H207L208 130H210ZM126 128H128V129L126 130ZM162 128H163V127H162ZM175 128H178V127H175ZM175 128H174V133H175V130H176ZM207 128H206V131H205L206 133H205V134H209L210 131L212 132V130L208 131ZM213 128H214V129H213ZM230 128H231V132H230ZM233 128H234V129H233ZM123 129H124V131H123ZM157 129L159 130V128H157ZM160 129H161V128H160ZM179 129H180V128H179ZM215 129H217V131H215ZM232 129H233V130H232ZM239 129H240V128H239ZM254 129H255V130H254ZM114 130H115V128H114ZM114 130H112V133L115 132ZM116 130H117V129H116ZM140 130H141L142 132H141ZM154 130H155V128H154ZM161 130H163V129H161ZM177 130H178V129H177ZM177 130H176V131H177ZM234 130H235V132H237V133H238L239 135H241V136L239 137V135H235ZM250 130H249V131H250ZM97 131H98V130H97ZM105 131H106V133H107L109 130H107V128H106V130H104L103 132L105 133ZM113 131H114V132H113ZM130 131H131V132H130ZM143 131L145 132V135H146V133H147V136H148V137H145V135L143 136V134H144ZM207 131H208V133H207ZM221 131H222V130H221ZM140 132H141V134H140ZM155 132L158 133V131H156V130H155ZM161 132H162V131H159L158 134L160 135ZM211 132H210V133H211ZM213 132L211 133V135L209 134V135H210V138H211L212 136H215V135H214L215 133L213 134ZM112 133L109 134V132H108V133L105 134V135H103V133H101L100 136H97V137H100V138H101V137L103 136V138H101V139H104L103 141H105V140H106V138H104L105 136H109V135L111 136V135H112V136L109 137V138H112V137H113V138H116V140H114V139L112 138V141H111V139H110V142H113V141H114V142L116 143L117 139H119L118 141H121V142L119 143V145H117V144H118V141H117V144H116V145H115V143L113 142L115 147L120 146V144H121V146L124 145L123 143L125 142L126 137H127L128 135H127L126 137H125L124 135H123V136L121 135V136L123 137L122 140L125 139L124 142H122V140H120V139L122 138L121 136H120V138H118V135H114V136H116V137H114ZM162 133H163V132H162ZM174 133H173V134H174ZM178 133H179V132H178ZM221 133H222L223 135H221ZM224 133H225V134H224ZM233 133H234V134H233ZM133 134H134V135H133ZM176 134H177V133H176ZM189 134H190V133H189ZM212 134H213V135H212ZM246 134H247V135H246ZM261 134H262V133H261ZM263 134H264V133H263ZM98 135H99V134H98ZM130 135H133V136L130 137ZM155 135H156V134H155ZM244 135H245V138L243 137ZM250 135H249L247 138L253 139V138H251ZM142 136H143V137H142ZM153 136H152V139L154 138ZM174 136H175V134H174ZM179 136H180V135H179ZM190 136H191V135H190ZM229 136H227V137H229ZM259 136H260V135H259ZM124 137H125V138H124ZM188 137H189V136H188ZM191 137H192V136H191ZM191 137H190V138H191ZM242 137H243L245 140H244ZM260 137H261V136H260ZM129 138H127V139H129ZM146 138H148V139H146ZM213 138H214V140H216L215 137H212L211 139L213 140ZM239 138H240V140H239ZM107 139H108V137H107ZM138 139H137V140H138ZM152 139H151V140H152ZM154 139H155V138H154ZM154 139H153V140H154ZM193 139H195V138H193ZM259 139H260V138H259ZM98 140H99V139H98ZM108 140H109V139H108ZM108 140H106L104 143H106ZM135 140H136V139H135ZM135 140L132 139V140H131L132 143H133V141H134L135 143L137 142V144H139L138 141L141 142L142 139H141V140H138V141H137V140L135 141ZM153 140L150 141V142L148 143V145L151 143L149 146L146 144V145L148 146V148H150V149H152V146H153V145L155 146ZM185 140L188 141V142L190 141V140L187 139V137H186V139H182L181 142H182V141L185 142ZM191 140H192V139H191ZM214 140H213V141H214ZM242 140H244V141H242ZM260 140H261V139H260ZM216 141H218V140H216ZM225 141H226V142H225ZM261 141H263V138H262ZM101 142H102V140H100V143H101ZM110 142L108 141V143H106V144H107L108 146H111V144L113 145V143L110 144ZM184 142H183L182 144H184ZM188 142H186V143H188ZM224 142H225V143H224ZM186 143H185L184 146H187V145L189 144V143H188V144L186 145ZM190 143H191V142H190ZM228 143H230V144H228ZM101 144H103V143H101ZM133 144H134V143H133ZM137 144H134L133 146L136 147ZM182 144H181V145H182ZM259 144H260V143H259ZM103 145H104V144H103ZM114 146H111V147H114ZM189 146H190V147H189ZM189 146H187V149H188V150H187L186 152H188V153H187L186 155H187L188 157H186V159H187V161L190 159L191 162H192V166H193V165L195 166L196 164H193V162H194L195 157H197V153L191 150V145H190V144H189ZM228 146H229V147H228ZM111 147H110V148H111ZM138 147H140V144H139ZM222 147L224 148L223 145H222ZM260 147H261V148H260ZM140 148H141V147H140ZM153 148L155 149V147H153ZM150 149H149V150H150ZM215 149H216V148H215ZM236 149L238 150L237 152H238L240 155H239V154H234V155H233V153H236ZM221 150H224V149H218V151L222 152ZM225 150H226V149H225ZM225 150H224V151H225ZM233 150H234V151H233ZM156 151H157V150H156ZM156 151H154V152H156ZM224 151H223V152H224ZM151 152H152V151H151ZM154 152H153V153H154ZM232 152H233V153H232ZM244 152H245V154H246V159L248 158L247 160H248L249 162L252 163V162H253V159H254V161H255V162H253V166H254V167H252V168H258V167H259V164H260L261 167L258 168V169H253V170H254L253 172H252V168H251L250 171H248L249 169L247 170V168H249L250 166L248 167V166H246V165H244V166L242 165V164H248V163H246V162H248V161H246V162L244 161V160H246V159H244V157H243V156H245ZM229 153H230V152H229ZM155 154H156V153H155ZM224 154H226V155H224ZM156 155L159 156L158 153H157ZM235 155H236V156L239 155L240 157L242 156V157H243L242 160H243L245 163L242 162V160L240 161V159H238V157H236ZM219 157H220V156H219ZM240 157H239V158H240ZM251 158H252V159H251ZM224 159H226V160L224 161ZM231 159H232L233 161H234L235 159H238V160H235V161H237V162L234 161V162H235V164H234L235 167L232 166L231 164H229V163H230L229 160L231 161ZM249 159H250V160H249ZM218 161H219V160H218ZM226 161H227V163H228L230 166H227L228 164L226 163ZM233 161H232V162H233ZM238 161H239V162H238ZM256 161H257L258 165H254V163H256ZM232 162H231V163H232ZM234 162H233V163H234ZM219 163H220V162H219ZM233 163H232V164H233ZM236 163H239L238 165H240V166H237V167H236ZM241 163H242V164H241ZM251 163H250V164H251ZM250 164H249V165H250ZM261 164H262V165H261ZM225 165H226V166H225ZM251 165H252V164H251ZM194 166H193L192 168L195 169V170H193V172H194V174H195V172H196V170H197V167H194ZM224 166H225V168H224ZM255 166H256V167H255ZM257 166H258V167H257ZM161 167H162V165H161ZM163 167H164V165H163ZM163 167H162V168H163ZM220 167H221V166H220ZM226 167H228V168H226ZM229 167H230V168H229ZM233 167L236 168V169H234ZM239 167H241L240 170H242V172H240ZM243 167H245V168L242 169ZM177 168H178V167H177ZM231 168H233L234 170H233V169L231 170ZM175 169H176V168H175ZM178 169H179V171H181L180 168H178ZM220 169H221V168H220ZM235 170H236V171L238 170V172H240V173H239V174H240V177H239V175L237 174L238 172H236ZM233 171H234V172H233ZM164 172H165V171H164ZM161 173H163V171H162ZM179 173H181V172L176 171V175H180ZM260 173H261L262 175H261ZM259 174H260V176H259ZM237 175H238V180L236 179V178H237ZM231 178H232V179H231ZM258 178H260V179H258ZM218 179H217V181H218ZM235 179H236V181H235ZM223 180H222V181H223ZM217 181H216V182H217ZM204 183H206V182H204ZM238 183H237V184H238ZM237 184H236V185H237ZM239 184H241V183H239ZM239 184H238V186H239ZM242 184H241V186H239V188L242 187ZM233 186H232V187H233ZM238 186H235L234 189H236V187L238 188ZM247 186H248V185H246V187H247ZM251 187H252V185L250 186V189H252ZM213 188H214V187H213ZM247 188H249V187H247ZM221 189H222V187H221ZM213 190H214V189H213ZM238 190H239V189H238ZM206 191H207V190H206ZM222 191H223V190H222ZM211 192H212V191H211ZM214 192H215V191H214ZM214 192H212V193H214ZM228 192H229V191H228ZM236 192H237V191H236ZM236 192H235L234 194H236ZM220 193H221V190H220ZM229 193H231V194H230V197H231V195H233V194H232V192H229ZM208 194H209V193H208ZM223 194H224V193L222 192V195H220V196H222V197L219 196L220 199L223 198ZM256 194H257V193H256ZM258 194H259V193H258ZM211 195H213V194H211ZM215 195L218 196V195H219V192H218V193L215 192V193H214V196H215ZM225 195H226V194H225ZM217 196H216V197H217ZM228 196H229V195H228ZM235 196H236V195H235ZM210 197H211V196H210ZM254 197H255V199H257V198H256V195H255ZM257 197H258V196H257ZM234 198H235V197H234ZM223 200H225V199H223ZM231 200H232V199H231ZM233 200H234V199H233ZM236 200H237V199H236ZM260 201H261V200H260ZM236 202H237V201H236ZM231 203H232V202H231ZM261 203H262V204H261L262 210L260 209L259 211L263 213V214H261V216L264 217V202H261ZM259 204H260V203H259ZM261 207H259V208H261ZM257 208H258V207H257ZM234 216H235V215H234ZM240 219H242V218H240ZM243 219H244V218H243ZM237 221H239V219H238ZM240 221H241V220H240ZM224 249H226V248H224ZM230 249H231V248H230ZM232 250H233V249H231V251H232ZM234 251H235V249H234ZM229 253H230V252H229ZM235 253H237V251H235ZM235 253L233 252V254H230V255L235 256V255H234ZM224 255H225V254H224ZM230 257H231V256H230ZM232 258H234V257H232ZM230 259H231V258H230ZM224 263H225V261H224ZM229 263H231V262H229ZM235 263H236V262L234 261V264H235ZM225 264H226V263H225Z\"/></svg>",
  "mask_w": 264,
  "mask_h": 264
},
{
  "label": "water",
  "instance_id": "95a60500",
  "mask_svg": "<svg viewBox=\"0 0 264 264\" xmlns=\"http://www.w3.org/2000/svg\"><path fill=\"white\" fill-rule=\"evenodd\" d=\"M7 3L10 5V2L9 0H0V8H1V5L5 6L7 5ZM10 22L9 19H4L2 17V15H0V42H1V45L5 44L6 43V26L7 24Z\"/></svg>",
  "mask_w": 264,
  "mask_h": 264
}]
</instances>
